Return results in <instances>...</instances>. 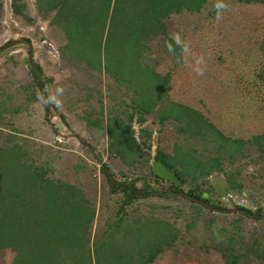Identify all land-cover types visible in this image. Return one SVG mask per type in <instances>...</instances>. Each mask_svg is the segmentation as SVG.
<instances>
[{
    "label": "rangeland",
    "instance_id": "rangeland-1",
    "mask_svg": "<svg viewBox=\"0 0 264 264\" xmlns=\"http://www.w3.org/2000/svg\"><path fill=\"white\" fill-rule=\"evenodd\" d=\"M0 2V49L22 41L28 36L29 28L34 30L38 26L39 18L46 27L42 40L49 42V22L38 12L36 0L31 12L25 0ZM14 3L22 6V15L13 12ZM165 27L166 36L152 37L145 52L135 55L134 50L116 47L113 42L105 52L108 73L122 78L130 89L142 94L140 107L144 111L159 108L160 117L170 119L159 130L144 128L146 137L142 130H132L140 145L138 158L142 157L136 164L123 168L111 165L113 140L110 151L96 154L98 161L83 147H72L75 137L69 130L67 140L54 143V132L48 124L50 135L45 143L34 144L29 155L34 165L47 167L54 180L77 181L76 177L68 178L56 169L60 154H75L79 161L74 163V168L79 172L95 178L101 174L100 167L108 165L120 182L132 181L139 189L148 187L159 192H164L168 185L157 183L153 177L150 152H164L171 156L170 164L183 161L184 169L189 170L215 165L207 160L223 155L220 163L224 172L194 182L185 178V185L171 197L154 196L134 200L129 205L123 203L118 193H106L108 204L114 202L117 207H99L102 210L99 214L94 207L90 230L91 241L95 242L94 264H223L222 253L217 248L230 238L232 245L241 251L251 244L264 247V220L253 222L242 213L217 212L215 209L240 207L227 202L225 196L216 198L209 180L211 176L223 179L228 191V175H235L241 188L234 196L247 197L243 198L241 207L252 213L260 210L261 214L264 210V150H259L253 140L264 134V4L206 0L199 13L173 14L165 20ZM108 38L110 42L113 34ZM16 46L27 45L20 42L0 53ZM153 70L167 81L157 77ZM194 124L202 125V130ZM0 127L5 128L1 122ZM6 134L0 131V146L8 138ZM239 141L243 143L241 152H237ZM232 153L238 157L231 159ZM106 185L104 182V190ZM193 189L196 196L207 195V207L179 195ZM122 217H126V224H117ZM172 229L177 236L166 246L167 231ZM14 256L10 248L0 251V264H11ZM248 264L258 262L251 260Z\"/></svg>",
    "mask_w": 264,
    "mask_h": 264
},
{
    "label": "trees",
    "instance_id": "trees-1",
    "mask_svg": "<svg viewBox=\"0 0 264 264\" xmlns=\"http://www.w3.org/2000/svg\"><path fill=\"white\" fill-rule=\"evenodd\" d=\"M239 1L264 4V0ZM36 3L38 12L44 17L55 11L54 21L63 29L67 26L69 32L79 35L82 32L102 33L105 52L113 42L116 47L125 46L134 50L136 55L142 50L145 52L147 42L152 37L166 36L165 20L168 17L183 12L199 13L206 0H36ZM1 9L0 2V12ZM13 12L22 15V6L14 3ZM110 32L113 38L109 42ZM161 79L167 81L166 77ZM194 125L202 130V125ZM253 140L263 151L264 134ZM237 143L240 145L237 152H241L243 143ZM10 144L0 146V251L10 248L15 252L11 264H94L92 253L95 242L91 241L90 230L95 212L82 190L70 183L52 179L50 170L34 165L29 153L21 145L13 140ZM235 154L232 153L230 158H237L238 154ZM220 156L207 160L215 165L198 166L193 170L184 169L183 161L176 162L180 165L178 170L172 167L176 163L172 165L163 157L162 160L175 171L183 186L185 178L194 182L208 177L213 169L218 173L224 172L220 163L224 156ZM101 170H105V167L102 166ZM152 175L157 183L168 185L164 192L148 187L138 190L134 182H115L110 189L115 191L121 187L124 196L131 201L138 197H171L181 187H173L169 182ZM235 180V175H228V191L232 194L241 188ZM195 191L188 190L187 194L202 199L194 195ZM203 200L209 204L208 200ZM260 212L252 214L259 217ZM167 232L164 244L169 246L177 234L175 229ZM258 247L251 244L244 246L241 251L232 245L230 238L217 249L222 253L223 264H248L251 260L264 264V247L260 244Z\"/></svg>",
    "mask_w": 264,
    "mask_h": 264
},
{
    "label": "crops",
    "instance_id": "crops-1",
    "mask_svg": "<svg viewBox=\"0 0 264 264\" xmlns=\"http://www.w3.org/2000/svg\"><path fill=\"white\" fill-rule=\"evenodd\" d=\"M55 14L54 11L46 17L40 15L49 22L48 40L57 46V59L49 54L42 40L43 34L39 31L30 32L22 39L21 42L27 46H16L0 53V122L5 126L0 127V131L7 133L8 137L1 146L11 145L13 140L30 153L34 144H42L50 135L46 120L50 112H53L62 118L69 133L72 132L75 137V143L72 144L74 149L81 146L98 161L96 154L104 150L110 151L113 140L115 146L109 157L111 165L123 168L136 164L142 157L138 158L140 145L134 139L132 130H142L143 134L144 128L159 130L161 124L170 119L164 118L161 121L159 108L144 111L139 104L144 100L142 94L130 89L122 78L108 73V66L104 64L102 33L82 32L79 35L69 32L67 26L63 29L54 21ZM29 59L35 67L29 64ZM153 73L157 77L161 76L158 71ZM46 111H49L48 115ZM158 154L153 153L154 158L158 160L160 156L159 161L163 164L166 163L163 158L168 161L171 157L164 152ZM60 156V164L56 163L57 172L67 174L68 178H77V181L73 179L66 182L82 190L91 207L98 209L97 214L102 211L99 207H117L114 202L108 204L109 195L106 193L109 191L121 195L126 205L134 201H128L121 187L115 191L110 189L112 185L108 175L113 179V184L128 182H120L108 165L105 168L108 174L101 170V174L94 178L74 168V163L79 161L77 155ZM172 167L178 169L180 165L176 163ZM213 173L218 172L213 169L211 174ZM104 182L107 190H104ZM142 199L145 198L138 197L135 200ZM140 214L142 215L141 212ZM126 217L129 218L128 215ZM126 217L116 223L126 224ZM135 217H138L137 213ZM120 229L122 227L119 225L118 230Z\"/></svg>",
    "mask_w": 264,
    "mask_h": 264
},
{
    "label": "water",
    "instance_id": "water-1",
    "mask_svg": "<svg viewBox=\"0 0 264 264\" xmlns=\"http://www.w3.org/2000/svg\"><path fill=\"white\" fill-rule=\"evenodd\" d=\"M21 41H14V42H11L9 44H7L6 46H4L3 48L0 49L3 50V49H6V48H9V47H12L14 45H17L18 43H20ZM29 50H30V47H29ZM29 64L33 67H35L31 60L29 59ZM150 155L152 156V159L150 161V167H151V172L156 175L159 179L163 180V181H166V182H169L173 187H180L181 186V181L180 179L177 177L176 173L169 169L165 164H163L161 161L159 160H156L154 158V155L152 152H150ZM107 174H108V171L107 170H104ZM109 176V179H110V184L113 186V179H111V176ZM210 183L213 187V190H214V193L216 195V198H223L226 194V189H227V184L226 182L221 179V178H217L216 176H211L210 177ZM179 195L184 197V198H187L189 199L190 201L194 202V203H197V204H200L202 206H205L207 207V204L205 203V201L203 199H205L207 197L206 194H203L202 195V199H199V198H196L194 196H190L188 195L187 193H184V192H179ZM245 196V195H244ZM217 212L219 213H226V214H230V213H243L245 215H247L250 220L254 221V222H257V221H262L264 220V210L262 211V214L260 217H254L253 214L246 210V209H231V210H222V209H215Z\"/></svg>",
    "mask_w": 264,
    "mask_h": 264
},
{
    "label": "built area",
    "instance_id": "built-area-1",
    "mask_svg": "<svg viewBox=\"0 0 264 264\" xmlns=\"http://www.w3.org/2000/svg\"><path fill=\"white\" fill-rule=\"evenodd\" d=\"M25 2L28 5V10L31 12L33 11V6L35 4V0H25ZM10 4V3H9ZM38 26H35L34 30L31 28L28 29L27 33L33 32V31H39L42 32V34L45 32V24L41 22L40 18L37 21ZM45 46L48 49L49 54L52 56V58L57 59L58 58V51L56 50L55 46L51 42H47L46 40H43ZM47 124L50 126V128L54 132V143H63L65 140L68 139V132H67V127L65 126V123L63 120L55 113L50 112L49 117L47 118ZM229 199L237 205H241L243 200L236 198L235 196L229 195Z\"/></svg>",
    "mask_w": 264,
    "mask_h": 264
},
{
    "label": "clouds",
    "instance_id": "clouds-1",
    "mask_svg": "<svg viewBox=\"0 0 264 264\" xmlns=\"http://www.w3.org/2000/svg\"><path fill=\"white\" fill-rule=\"evenodd\" d=\"M102 167V166H101ZM228 194L229 195H232V196H234V194H232L231 192H229V191H227V189H226V194H225V200L227 201V202H231V203H233L232 201H231V199H229V197H228ZM237 198V197H236ZM243 198H247L246 197V195L245 196H243ZM243 198H239V199H242L243 200ZM235 204V203H234ZM236 206H238V207H240V208H235V209H245V208H242L241 206H243L242 204L241 205H237V204H235ZM223 210V209H222ZM247 210V209H246ZM249 211V210H248ZM251 212V211H250ZM252 213V212H251ZM243 214V213H242ZM262 214V213H261ZM261 214H260V216H261ZM245 215V214H244ZM247 216V215H246ZM259 216V217H260ZM249 218V217H248ZM258 218V217H257ZM250 219V218H249ZM254 222V221H253Z\"/></svg>",
    "mask_w": 264,
    "mask_h": 264
},
{
    "label": "flooded vegetation",
    "instance_id": "flooded-vegetation-1",
    "mask_svg": "<svg viewBox=\"0 0 264 264\" xmlns=\"http://www.w3.org/2000/svg\"><path fill=\"white\" fill-rule=\"evenodd\" d=\"M206 203V202H205ZM207 204V203H206ZM207 206H208V204H207Z\"/></svg>",
    "mask_w": 264,
    "mask_h": 264
}]
</instances>
